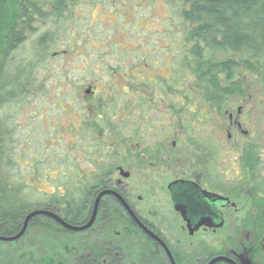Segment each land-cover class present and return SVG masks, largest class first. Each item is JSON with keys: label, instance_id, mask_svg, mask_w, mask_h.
I'll return each instance as SVG.
<instances>
[{"label": "rangeland", "instance_id": "374dc122", "mask_svg": "<svg viewBox=\"0 0 264 264\" xmlns=\"http://www.w3.org/2000/svg\"><path fill=\"white\" fill-rule=\"evenodd\" d=\"M188 2L73 0L65 3L66 15L55 25L50 13L56 0H11V18L15 29L24 18V13H21L24 5H27L33 17V22L21 29L22 43L15 55L17 59L31 62L34 69L23 107L12 115L13 111H2L9 119V130L13 134L6 136V133L2 135L0 132V144L3 140L9 143V137L12 138L9 144L22 145L23 149L15 159L18 162L17 170L11 174L14 176L18 173L17 178L9 177L7 173L1 178L6 180V188L13 190L21 182L23 192L30 193L35 200L44 198L45 192L53 191L51 186L55 181H39L29 176L32 151H35L33 156L52 154L54 162L65 156L69 158V164L75 165L84 156L82 152H86L82 142L98 140L111 144L122 142L114 145L112 153L118 151L120 161L126 166H131V151L124 158L126 153H122L124 149L120 148L128 147L125 145L128 141L133 144V154L137 143H150L144 145L149 153L154 152L153 145H157L162 153L170 152L169 147L176 142L184 160L189 157L202 160L204 156H210L205 145L209 141L214 148V155L211 154L213 159L241 157L243 146L254 145L264 160V59L256 61L248 51L209 47L204 50L205 59L215 66L229 62V74L223 73L221 80H210L211 76L203 78L198 73L188 71L184 80H179L176 64L182 53L186 56L193 44L188 42V24L185 25L179 16L180 8L189 9ZM46 34L53 36V40L46 48L40 47L38 40ZM3 51L0 49V53ZM231 88L237 90V95L226 97L223 90ZM88 89L98 93V101L87 99L85 92ZM109 104V111L122 109L123 122L118 120L115 124L111 120L114 126H118L117 132L111 131L112 125L107 120L106 125L98 122L94 135H90L93 131L87 126L96 119L95 115H108L105 107H109ZM126 108L129 113L125 111ZM46 115L52 125L50 130L47 129L50 133L48 148L40 137L44 128L42 119ZM126 115L129 119H126ZM230 117L240 123L241 129L232 125ZM33 125L38 128L33 129ZM241 131L247 132V136H242ZM133 154L132 159H135ZM151 155L155 156L156 153ZM218 162L213 161V178L226 166ZM88 166L85 163V167ZM22 172L24 175L20 176ZM189 172L194 173L193 170ZM141 173L135 178L139 179L145 174ZM237 177L233 171H229V180ZM260 178L264 180V165ZM153 180L149 185L155 184ZM2 182L0 184L3 185ZM257 214L264 217V209ZM225 231L229 234L231 246H244L240 250H243L241 253L246 260L252 264H264V252L256 251L254 254L249 251L250 248L257 250L260 246L249 247L247 242L249 237L250 244V237L253 236L264 239V222L258 228ZM52 236L45 229L30 230L27 240V243H31L29 252L22 253L26 259L21 254L20 261L15 263L73 264L71 260L58 261L57 254L55 257L49 256L46 240L51 238V242L60 248L57 252L61 253L65 249L76 250L81 237ZM211 238L215 241L220 235ZM5 250L0 249V264L2 261L10 264L8 262L15 258Z\"/></svg>", "mask_w": 264, "mask_h": 264}, {"label": "flooded vegetation", "instance_id": "af4514ba", "mask_svg": "<svg viewBox=\"0 0 264 264\" xmlns=\"http://www.w3.org/2000/svg\"><path fill=\"white\" fill-rule=\"evenodd\" d=\"M0 2L10 5L11 0ZM65 15L62 14V18ZM23 23L21 21L17 28V32L20 29L18 33H22V27H26ZM51 40L52 37H47V46ZM92 89H88L85 96L88 100L98 101V93ZM110 108L109 104L105 110L108 112ZM125 111L130 112L128 108ZM108 113L110 119L100 114L94 116L96 119L87 126L93 131L90 135H94L98 122L106 125L107 120L112 125L111 131L117 132L118 126H114L111 120L115 124L118 120L123 122L122 109ZM240 114L239 110L238 116ZM43 119L44 128L40 137L48 148L50 133L47 129L50 130L52 125L49 116ZM230 121L241 129L238 121L234 122L232 117ZM37 128L33 125V129ZM241 133L247 136V132ZM118 143L122 142L115 141L113 145L103 140L82 142L86 152H82L84 156L75 165H70L69 158L65 156L54 162L52 154L33 156L35 151H32L29 176L39 181L54 180L55 184L51 186L52 192H45L44 198H33L35 208L26 216L46 211L53 216L35 217L40 218L38 226L48 230L49 236L81 237L76 250L65 249L61 253L57 252L59 246L48 237L46 245L49 256L55 257L57 254L58 261L71 260L73 264H85L86 258L94 262L99 260V264H252L241 253L243 250L240 249L244 246L233 247L229 244V234L225 230L258 228L264 222V217L257 214L264 209V180L260 178L264 160L257 146H243L241 157L213 159L211 154L214 155V148L209 141L205 144L208 150L205 149L210 152V156H204L202 160L191 157L184 160L176 142L169 147L170 152L161 153V148L153 145L154 152L151 153L156 155L152 156L144 146L150 143L136 142L133 154V144L128 141L125 142L128 147L120 148L124 149L122 153H126L124 158L131 151V166H126L120 161L118 151L112 153L114 145ZM132 154L135 159H132ZM214 160L219 161L221 166L226 165L215 174V178L212 174ZM85 163L89 166L85 167ZM229 171L238 177L229 180ZM139 172L145 174L141 173V178L137 179L135 177ZM5 173L4 169L0 170L1 182H4L1 178H4ZM19 175L24 174L22 172ZM10 177L17 178V174H10ZM150 179H154L155 184L149 185ZM1 185L0 211L22 212L16 189L6 196L5 185ZM76 212L77 221L72 224ZM26 219L19 224V231L15 235L0 234V238L5 239H0V249H6L15 256L14 260L8 262L10 264H16L15 261H20L22 253L29 252L31 243H27L28 235L30 230L35 231L30 229L33 228L30 221L25 234L14 239L24 228ZM64 225L85 229L74 232ZM218 235L220 238L213 241L211 237ZM260 238L250 237V244L247 238L249 247L260 246L257 250L249 249L254 254L256 251L264 252V239ZM22 256L26 259L25 254Z\"/></svg>", "mask_w": 264, "mask_h": 264}, {"label": "trees", "instance_id": "16d2710c", "mask_svg": "<svg viewBox=\"0 0 264 264\" xmlns=\"http://www.w3.org/2000/svg\"><path fill=\"white\" fill-rule=\"evenodd\" d=\"M68 1L72 2L73 0H56L50 16L55 25L56 21L61 22L59 20L62 18V14L66 13L64 5ZM188 3L189 9L180 8L179 16L184 24H188V42L193 44L192 48L188 49L186 56L182 53V57L176 64L179 80H184L188 71L191 74L198 73L203 78L211 76L210 80H221L220 76L223 73L228 72L229 74V62L219 63L215 66L205 59L204 50L209 47L248 51L256 61L264 59V0H189ZM9 6L8 3L0 2V49H4L0 53V57L2 56L0 60V132L2 135L6 133V136L11 133V130L8 126L9 119L4 115L5 113H2L10 110L13 111L10 114L12 115L16 110L23 107V103L29 94L27 88L33 80L32 72L34 69L31 62L17 59L15 55L22 43V33H17V28L13 27L12 11ZM27 9H29L27 5H24L21 12L24 13L22 22L26 27L33 22V17L30 16ZM37 12L35 11V13ZM40 16L43 15L40 14ZM44 36L38 40V43L40 47L46 48L47 37H52L53 40V36L50 34ZM194 63L196 65L193 69ZM212 71H214L213 75ZM223 91L226 97L237 95V90L233 88ZM109 115L110 113L105 114L107 119H110ZM108 124L110 123L108 122ZM8 140L9 143L12 142V138L8 137ZM9 143H6V140L1 141L0 170L4 169L10 177V174L17 170L15 159L17 155L22 153L23 149L22 145L17 146ZM3 183L7 196L12 191L6 188V180ZM14 189L19 196L22 212L0 211V234L4 236L15 235L19 231V224L21 225L25 221L26 215L35 208L32 195L23 192L24 185L21 182H18ZM76 216L77 212L72 219L74 221L71 222L72 224L77 221ZM39 220V217L32 218L30 224L33 228L30 229H44L38 226ZM84 263L99 264V260L94 262L93 259L86 258Z\"/></svg>", "mask_w": 264, "mask_h": 264}, {"label": "water", "instance_id": "95a60500", "mask_svg": "<svg viewBox=\"0 0 264 264\" xmlns=\"http://www.w3.org/2000/svg\"><path fill=\"white\" fill-rule=\"evenodd\" d=\"M37 215H45V216H53V215H51V214H49V213H47V212H45V211H42V212H33V213H31L28 217H27V219H26V222H25V226H24V228L21 230V232L14 238V239H19V238H21L24 234H25V231H26V229H27V225H28V222L33 218V217H35V216H37ZM64 227L65 228H67L68 230H71V231H82V230H84L85 228H73V227H71V226H68V225H64ZM1 240H5V239H2V238H0Z\"/></svg>", "mask_w": 264, "mask_h": 264}]
</instances>
